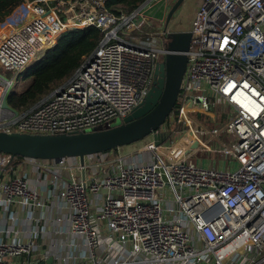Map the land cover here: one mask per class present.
Here are the masks:
<instances>
[{
    "label": "built area",
    "instance_id": "obj_1",
    "mask_svg": "<svg viewBox=\"0 0 264 264\" xmlns=\"http://www.w3.org/2000/svg\"><path fill=\"white\" fill-rule=\"evenodd\" d=\"M143 7L117 15L107 0L21 2L0 21V130L70 133L112 125L128 114L151 88L168 35L187 29L177 25L178 14L161 27ZM89 26L102 29L104 38L67 83L29 111L2 106L21 74L62 34ZM188 30L178 116L172 115L135 153L87 155L98 168L89 178H78L71 173L73 167H85L79 157L0 152V176L16 172L23 158L39 173L69 165L68 176L60 172L52 179H68L58 192L71 207L70 231L86 237L88 255L80 264H123L135 256L156 264H264V0H203ZM208 89L231 107L221 125L193 119L195 107H208L196 103L201 97L195 93ZM175 131L177 137L169 139ZM199 151L236 166L193 163ZM100 191L96 219L90 194ZM43 205L28 172L0 179V207L12 225L20 222L21 212L32 219L33 208ZM12 225L0 229V264H19L23 253L40 248L18 236H32L37 229ZM115 238L131 247L130 255L110 262L106 254L116 248Z\"/></svg>",
    "mask_w": 264,
    "mask_h": 264
},
{
    "label": "crops",
    "instance_id": "obj_2",
    "mask_svg": "<svg viewBox=\"0 0 264 264\" xmlns=\"http://www.w3.org/2000/svg\"><path fill=\"white\" fill-rule=\"evenodd\" d=\"M154 1L155 0H149L147 3H145V5H143V12L151 20H154L156 23L160 24L159 21L162 22L165 18L170 9L169 7L172 0H157L156 2ZM202 1L203 0H199L196 8L201 4ZM184 9L185 7L181 8L178 13H176L180 17L176 21L177 24L180 23L182 19ZM195 96L201 97L199 101H197L196 99V103L208 106L201 107L196 105L197 107H195L196 110L193 113V119L197 123H203L205 125L207 124L211 126L221 125L230 116V105L216 92L208 89L205 92H196ZM137 143L138 142L131 144L133 146L128 150H136L142 145ZM124 147L127 146L119 147L117 151H114V153L117 155L126 154V149ZM70 161H73V159H70ZM191 161L193 163L207 167L219 168L218 166L222 164H224V166L226 167L231 166V168H234L236 166L235 163H232L230 161L222 162L218 159L217 156L207 151H199L198 154L193 159H191ZM33 163L34 162L29 159H19L14 167L16 172L10 170L8 176L4 174L0 176V179L7 178L18 173L24 174L28 172L33 180L38 183L40 197L44 205L41 206V208H33L34 217L32 219L26 217V211L21 212L20 222H16L14 225H12L11 220L6 217V212L3 211V209L0 207V229H7L11 225L13 228H20L22 230H26L29 228L37 229V231L32 236H28V233L25 232H22L18 235L21 240L28 241L29 239H33L35 240V242L40 244V248L38 250L32 251L31 253H23L18 258L19 264H39L49 256H52L54 258L55 264H65V262H69L71 264H80L81 262H83L85 256L88 255L86 237L82 233H74L70 231L71 207L70 204L66 200H64L58 192V188L63 187L65 181H68V179L62 178L60 181L52 179L54 174L60 176V172L67 175L66 170L69 169V165L64 164L65 166H51L49 171L45 170L46 172L39 173L33 170ZM82 164H84V168L73 167L71 176L73 175L74 177L78 178H89L90 174L93 173V171H96L98 168L97 163L92 162L89 157H86L85 162ZM102 194V191L90 194V199L94 202L93 212L96 216V219L100 210L99 205ZM57 218L61 220L60 223L56 221ZM101 227L103 228L104 233H107L108 230L103 221L101 222ZM1 233L2 232H0V234ZM6 238L14 239V236H6L5 239ZM113 243H115L116 248L112 249L109 253L106 254V256L108 257V261L113 262L115 260H122L124 258V255H130V246H123L119 242V240H117V238L113 240ZM75 260H79V262L73 263ZM123 264L156 263L146 257L141 258L140 256H135L134 260L128 261L127 263Z\"/></svg>",
    "mask_w": 264,
    "mask_h": 264
},
{
    "label": "water",
    "instance_id": "obj_3",
    "mask_svg": "<svg viewBox=\"0 0 264 264\" xmlns=\"http://www.w3.org/2000/svg\"><path fill=\"white\" fill-rule=\"evenodd\" d=\"M187 1L175 0L167 13L166 23L185 7ZM191 35L188 29L173 31L168 35L167 52L156 64L151 88L142 101L117 123L92 130L57 134L0 130V152L39 159L79 157L84 163L87 155L133 144L151 135L166 123L179 102L188 65ZM2 106L11 108L7 96ZM39 264H55L54 258L49 256Z\"/></svg>",
    "mask_w": 264,
    "mask_h": 264
},
{
    "label": "trees",
    "instance_id": "obj_4",
    "mask_svg": "<svg viewBox=\"0 0 264 264\" xmlns=\"http://www.w3.org/2000/svg\"><path fill=\"white\" fill-rule=\"evenodd\" d=\"M23 1L0 0V21L12 14ZM146 1L107 0V6L112 12L119 15L121 11L131 12L141 7ZM104 35L105 32L96 26L69 30L62 34L54 46L48 48L42 57L21 74L24 79H31L30 83L23 91H11L7 95L9 106L20 113L29 111L58 87L67 83L85 58L100 44ZM181 99L182 95L179 97V101ZM180 106L181 104L178 102L167 120H170L174 114L178 116ZM148 140L144 138L138 144H143ZM125 146L132 147L133 145ZM118 148H114L112 151H117Z\"/></svg>",
    "mask_w": 264,
    "mask_h": 264
},
{
    "label": "rangeland",
    "instance_id": "obj_5",
    "mask_svg": "<svg viewBox=\"0 0 264 264\" xmlns=\"http://www.w3.org/2000/svg\"><path fill=\"white\" fill-rule=\"evenodd\" d=\"M157 0H155L154 2H156ZM174 2H175V0H172V2L170 3V7L169 8H171L172 7V5L174 4ZM198 2H199V0H188L187 1V3L185 4V9H184V13H183V15H182V19H181V21H180V23H178L179 24V26L180 27H183V28H187V29H189L191 26H192V21H193V19H194V16H195V14H196V10L198 9V7L200 6H198L197 8H196V6H197V4H198ZM196 8V9H195ZM178 13V12H177ZM166 17H167V14H166V16H165V18L163 19V21L162 22H160L159 21V23H160V25H161V27H164L165 26V23H166ZM180 20V19H179ZM177 24V25H178ZM36 62V61H35ZM35 62H33V63H35ZM32 63V64H33ZM0 71H2V69H1V66H0ZM31 80V79H30ZM30 80L29 79H24L23 77H21L20 79H19V83H18V85H17V87H15L14 88V91H16V92H21V91H23L26 87H27V85L30 83ZM224 109V108H223ZM178 130V129H177ZM177 137V134H176V131L173 133V134H171V136L169 137V139H172V138H176ZM152 138V135H149V136H147L146 138H145V140H148V139H151ZM227 141H228V139H226ZM149 141V140H148ZM147 142V141H146ZM228 143V142H227ZM138 144V143H137ZM211 144L213 145V146H219V142H216V141H212L211 142ZM224 144H226V143H221L220 144V146H223ZM123 148V147H122ZM126 150V152L125 153H128V154H130V153H135L136 152V150H133V149H130V150H128L129 148H131V146L130 147H124ZM123 150V149H122ZM219 168H228V167H226V166H224V164H222V165H220V166H218Z\"/></svg>",
    "mask_w": 264,
    "mask_h": 264
}]
</instances>
